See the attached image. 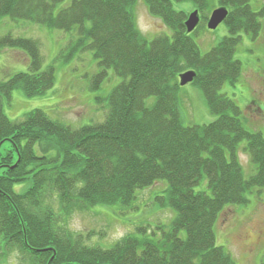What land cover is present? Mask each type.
Wrapping results in <instances>:
<instances>
[{
  "label": "trees",
  "instance_id": "16d2710c",
  "mask_svg": "<svg viewBox=\"0 0 264 264\" xmlns=\"http://www.w3.org/2000/svg\"><path fill=\"white\" fill-rule=\"evenodd\" d=\"M63 1L0 0V22L7 17L76 31L73 50H92L101 67L90 90L101 88L108 69L122 81L98 98L106 103L101 122L75 128L40 108L11 119L5 103L15 90L43 96L56 75L54 67L42 70L38 40L0 36V53L16 46L30 57L28 71L0 78V255L5 264L18 252L19 264H236L217 245L215 225L226 205L247 204L250 191L264 188V131H249L241 109L220 90L240 78L242 63L235 54L241 32L252 39L259 35L264 5L256 11L250 0H144L149 13L172 32L149 39L137 26L138 0H72L57 11ZM175 2H191L205 28L213 8L226 7L229 34L202 53L193 37L198 30L187 32L189 13L176 9ZM189 70L197 73L192 83L218 116L212 123H183L180 75ZM243 142L257 167L249 178L238 158ZM162 180L167 187L155 200L175 212L170 226H138L108 244L70 227L77 213L105 208L120 216L137 210L139 192ZM205 180L209 192L197 191Z\"/></svg>",
  "mask_w": 264,
  "mask_h": 264
},
{
  "label": "rangeland",
  "instance_id": "374dc122",
  "mask_svg": "<svg viewBox=\"0 0 264 264\" xmlns=\"http://www.w3.org/2000/svg\"><path fill=\"white\" fill-rule=\"evenodd\" d=\"M71 3L72 0H64L58 5L57 11ZM250 4L258 11L259 7L264 5V0H250ZM174 6L178 10H186L189 15L196 10L191 2H175ZM216 8L218 6L208 14L207 22ZM136 16L138 28L149 39L160 34H172L162 20L149 13L144 0H138ZM261 22V32L255 39L246 32H241L242 39L235 59L242 63V74L238 81L226 82L220 90L241 109L240 118L244 126L252 132L264 131V17L261 18ZM198 26L196 28L198 32L193 34V37L202 53L210 51L229 34L225 22L216 30L208 29L207 25L205 28L203 23H199ZM6 34L38 40L43 56L42 70L54 67L56 75L53 88L43 96L27 97L21 89L15 90L12 100L5 103V112L9 118L18 120L25 113L40 108L52 118L75 128L104 120L106 103H98V98L107 97L122 78L112 69H108V76L101 88L90 90L91 81L101 67L92 50H73L72 46L77 40L76 31L66 32L30 21H12L6 17L0 22V36ZM29 67L30 57L26 50L16 46H5L2 49L0 53L2 80H8L19 72H26ZM153 102L154 98H151L147 105L151 106ZM179 104L186 126L205 125L218 118L211 112L201 87L195 83L191 82L181 87ZM244 144L245 142L238 150V158L245 178H249L256 173L257 167L249 153L245 151ZM165 187L167 183L162 180L152 187L141 190L135 204L137 210L126 215H115L105 208L100 212L98 210L81 212L72 218L70 227L78 232L92 234L95 240L105 244L120 239L138 226H148L150 229L162 225L168 227L175 212L169 207L161 208L155 200L156 196L163 194ZM195 189L209 192L207 181L201 182ZM247 197L249 199L247 204L224 207L215 225L216 242L232 254L236 264H264V188L261 191L258 187L254 188ZM18 253H12L7 264H19L21 260L19 256L22 255ZM5 263L4 257L0 255V264Z\"/></svg>",
  "mask_w": 264,
  "mask_h": 264
},
{
  "label": "water",
  "instance_id": "95a60500",
  "mask_svg": "<svg viewBox=\"0 0 264 264\" xmlns=\"http://www.w3.org/2000/svg\"><path fill=\"white\" fill-rule=\"evenodd\" d=\"M229 14V11L226 7H218L216 8L207 23V27L210 30H216L221 23L225 21ZM201 21L199 10L196 9L190 15L188 16L185 26L187 29V32L190 34L198 27L199 23ZM197 76V73L193 70H189L183 74L180 75V85L186 86L187 84L194 81L195 77Z\"/></svg>",
  "mask_w": 264,
  "mask_h": 264
},
{
  "label": "flooded vegetation",
  "instance_id": "af4514ba",
  "mask_svg": "<svg viewBox=\"0 0 264 264\" xmlns=\"http://www.w3.org/2000/svg\"><path fill=\"white\" fill-rule=\"evenodd\" d=\"M218 7H222V6H218Z\"/></svg>",
  "mask_w": 264,
  "mask_h": 264
}]
</instances>
